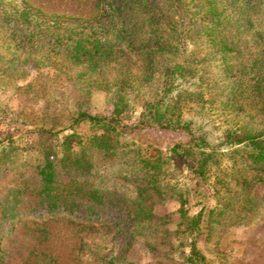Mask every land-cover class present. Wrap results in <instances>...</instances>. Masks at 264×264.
I'll list each match as a JSON object with an SVG mask.
<instances>
[{"label": "rangeland", "instance_id": "1", "mask_svg": "<svg viewBox=\"0 0 264 264\" xmlns=\"http://www.w3.org/2000/svg\"><path fill=\"white\" fill-rule=\"evenodd\" d=\"M97 2L0 0V208L19 201L16 219L0 220V264H191L194 240L204 264H264V184L258 183L262 178L252 180L259 173L242 170L240 159L221 158L220 169L236 164L238 171L229 170V176L244 174L260 197L257 212L239 222L246 197L231 203L218 199L188 164L168 158L170 147L191 139L188 133L130 128L143 101L158 96V83L133 86L128 97L134 112L122 116L120 125L75 124L79 112L113 116L111 93L101 79L89 84L80 69L54 55L58 48L50 42L96 24ZM245 40L250 43H242L241 62L248 64L247 75L241 71L228 80L226 67L241 69L242 63L232 57L224 62L219 55L220 61L204 66L210 78L202 88L187 86L202 97H182L183 118L193 121L218 153L237 148L224 143L236 123L264 133V90L255 64L261 54L245 48L256 44L254 37ZM131 64L140 72L139 57ZM115 81L109 79V85ZM158 152L166 163L147 166ZM51 172L49 184L61 205L56 213L44 196Z\"/></svg>", "mask_w": 264, "mask_h": 264}, {"label": "trees", "instance_id": "2", "mask_svg": "<svg viewBox=\"0 0 264 264\" xmlns=\"http://www.w3.org/2000/svg\"><path fill=\"white\" fill-rule=\"evenodd\" d=\"M263 15L264 0H98L93 19L96 24L87 26L76 37L69 33L59 37V42H50L58 48L54 55L62 56L73 68L80 69V76L87 77L89 84L92 79H101L104 89L111 93L113 116L106 119L79 112L75 124L120 125L122 116L131 117L134 112L128 97L134 90L133 86L139 85L141 89L158 83V96L154 100L143 101L142 113L130 128L171 129L188 133L191 139L185 144L170 147L168 158L177 164H188L199 183L208 189L213 187L210 191H214V197L224 201L230 199L229 203L238 197H246L241 202L243 216L237 219L239 222L247 219L250 213L255 214L259 209L260 197L252 193V183L244 174L233 172L229 176V170L238 171L236 164L225 163V168L220 169L221 158L242 160L241 163L245 164L242 170L257 171L259 174L252 180L262 178L258 183L264 184V133L248 130L245 124L236 123L226 131L224 143L237 148L230 153H218L206 135H199L193 128L194 122L183 118L180 110L184 93L202 97V93L189 92L187 86L202 88L207 83L210 77L208 72H203L205 65H210L213 60L220 61L219 55H223L224 62L231 57L238 62L243 60L242 43L249 42L245 40L247 36L256 40V44L245 47L248 52L261 54L255 64L260 69L263 85L260 88L264 90ZM5 18V23L12 21L11 14L7 13ZM201 55L203 57L198 59ZM135 57H139L142 63L140 72L133 71L131 63ZM245 65L248 64L242 63L241 69L235 64L226 67L227 79L237 77L241 71L247 75L249 70ZM113 77L116 81L109 85V79ZM237 90L238 87L233 86L231 93L236 95ZM226 104H230V100ZM238 107L236 109L242 112L243 108ZM248 148H251L250 152ZM158 154L154 162L147 160L146 165L158 169L166 163L161 153ZM218 169L221 174L215 180L221 190L214 187L216 182L212 181ZM51 176L52 172L47 176L44 196L49 204L48 210L56 213L61 211V205L58 195L52 193ZM18 202L12 207L0 208V220L9 217V221H14ZM65 211L73 213L72 208ZM195 225L200 226L199 221ZM196 242L192 243L188 261L204 264L205 257Z\"/></svg>", "mask_w": 264, "mask_h": 264}]
</instances>
